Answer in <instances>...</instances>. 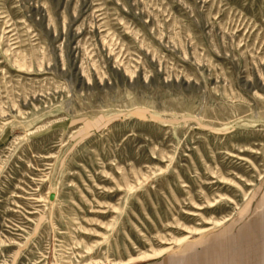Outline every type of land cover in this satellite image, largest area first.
Wrapping results in <instances>:
<instances>
[{"label":"rangeland","instance_id":"rangeland-1","mask_svg":"<svg viewBox=\"0 0 264 264\" xmlns=\"http://www.w3.org/2000/svg\"><path fill=\"white\" fill-rule=\"evenodd\" d=\"M262 212L264 0H0V264L147 262Z\"/></svg>","mask_w":264,"mask_h":264},{"label":"crops","instance_id":"crops-1","mask_svg":"<svg viewBox=\"0 0 264 264\" xmlns=\"http://www.w3.org/2000/svg\"><path fill=\"white\" fill-rule=\"evenodd\" d=\"M135 264H264V212L192 238L152 261Z\"/></svg>","mask_w":264,"mask_h":264},{"label":"bare ground","instance_id":"bare-ground-1","mask_svg":"<svg viewBox=\"0 0 264 264\" xmlns=\"http://www.w3.org/2000/svg\"><path fill=\"white\" fill-rule=\"evenodd\" d=\"M184 241H185L184 239L181 240V241H180V244H181L182 242H184ZM163 253H164V252H163ZM160 255H162V253H161ZM160 255H159V253H158V254H155V255L145 254V255L140 256V257H138V258H136V259H132V260L130 261V263L139 262V261H144V260H149V259L154 258L155 256H160Z\"/></svg>","mask_w":264,"mask_h":264},{"label":"water","instance_id":"water-1","mask_svg":"<svg viewBox=\"0 0 264 264\" xmlns=\"http://www.w3.org/2000/svg\"><path fill=\"white\" fill-rule=\"evenodd\" d=\"M51 199H54V195L51 196Z\"/></svg>","mask_w":264,"mask_h":264}]
</instances>
